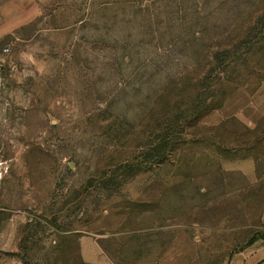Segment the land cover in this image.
Wrapping results in <instances>:
<instances>
[{
  "label": "rangeland",
  "instance_id": "374dc122",
  "mask_svg": "<svg viewBox=\"0 0 264 264\" xmlns=\"http://www.w3.org/2000/svg\"><path fill=\"white\" fill-rule=\"evenodd\" d=\"M264 244V0H0V264H229Z\"/></svg>",
  "mask_w": 264,
  "mask_h": 264
},
{
  "label": "crops",
  "instance_id": "0c3cea01",
  "mask_svg": "<svg viewBox=\"0 0 264 264\" xmlns=\"http://www.w3.org/2000/svg\"><path fill=\"white\" fill-rule=\"evenodd\" d=\"M229 264H264V244L253 243L236 253Z\"/></svg>",
  "mask_w": 264,
  "mask_h": 264
}]
</instances>
